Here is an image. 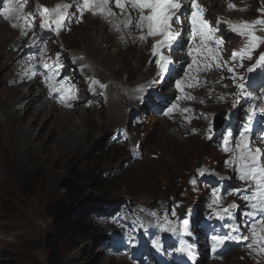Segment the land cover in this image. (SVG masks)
<instances>
[{"label":"rangeland","instance_id":"1","mask_svg":"<svg viewBox=\"0 0 264 264\" xmlns=\"http://www.w3.org/2000/svg\"><path fill=\"white\" fill-rule=\"evenodd\" d=\"M39 1L43 2L44 0ZM260 1L264 2V0H250L252 5L250 14H253V10L258 7ZM214 3L219 9V4ZM85 25L77 28L73 34L63 37L67 47L81 52L86 43V34L88 35L89 31L97 30L96 32L100 34L98 29L101 28L99 27L101 24L92 21L87 22ZM8 38L7 36L4 39L0 38V56L3 46L8 42ZM103 41L104 43L101 42L100 47L103 48L102 50L107 49L108 61L111 65L110 68L103 64L102 66L105 67L99 69L103 76L117 77L121 82L118 88L123 89L139 84L137 82L142 77L143 80L147 79L149 76L148 65L144 62L142 51L141 54L134 49L125 52L120 48V51L116 45L112 44L110 38ZM9 49L10 46L6 45L4 52H9ZM5 65L6 63L0 60V104L3 105L5 104L4 101H7L10 104V109H7V111H16L20 117L13 122L12 128L0 127V264H130L129 259L119 254L118 257H120L121 262L104 257L100 241L105 238L104 236L107 237L106 230L108 228H105V226L110 222L103 218L97 219L99 228L93 226L94 231L87 234L84 241L80 243L62 240L54 242V244L52 242L46 244L48 237L53 232V227L52 220L45 213V207L61 198L63 183L71 180L72 175L84 174V176L100 177L107 181L100 192L91 189L86 191L79 206L76 207L79 211L95 208L100 203L108 200L115 203L127 198L138 203L151 204L153 199H163L165 193L175 192L176 194L178 183H180L178 176L180 175L185 177L186 182L190 180L200 182L199 176L205 171H192L194 164L198 162L197 164H207L212 167L207 159H212L213 163L217 160V154L214 152L215 143L206 144L209 141L202 137L200 128L202 126L200 122L202 121L198 119L199 116H193L191 120L195 122L190 125V119H178L173 114L169 115L172 116V119H168L166 122L177 128L176 131L169 130L171 135L168 133L169 124L167 126L163 125L161 121L156 119L149 123L150 125L145 126L140 135L136 137L141 138V136H144V139H141L142 151L145 153L144 159L142 162L130 165L131 159L127 152L122 149V146L128 143L125 136L123 134L119 136L117 133L110 138L111 130L118 129L117 127L124 125L126 122V118L122 120L119 117V111H125L123 106L121 109V105H116L118 112L116 110L115 116L117 117L114 124L109 123L107 120V108L100 111H71L69 117L72 126L69 125L66 133L74 131V125L79 121L78 117L81 116V112H84L85 117L90 121L88 122L89 126H93L92 133H89L87 140L83 142L82 138L78 141V145L75 144L72 147L71 144H68V141H64L63 125L61 120L58 119L59 114L62 112H58L53 104L50 107L42 105L40 102L33 104L32 99H29L30 97L21 98L20 93H30V96L31 93L32 95L37 94L36 91H40L39 87L36 90L33 87L23 90L21 88H7L3 81L9 75L12 67L6 71ZM145 65L146 69L144 68ZM112 68L113 70L118 68L119 71L112 73ZM104 69L107 71H104ZM173 80L175 81V79H172L171 83H174ZM157 89L154 87V91L158 93ZM167 89L169 87L165 88L166 91H168ZM160 99H155V104ZM22 100H24L23 103H21ZM198 100L191 102L189 105L192 108L202 109V105ZM114 103H119V101ZM134 107H137V104ZM29 109H31L30 114H28ZM220 111L223 110L219 109L214 113L218 114ZM21 117L25 120H21ZM2 118L3 116L0 113V122ZM118 122H120L119 125H116ZM179 122L188 126L189 129L180 126ZM82 124L84 123L82 122ZM101 124L103 125L100 130H96V125ZM127 127L132 129L130 125ZM21 128L32 130V134L28 133L30 141L31 138L33 139L32 145H35L36 136L42 137L38 142V146H34V150L32 148V152L27 151L31 144L27 145L22 140L21 135L19 136L24 132ZM207 130L214 132L211 123ZM51 132L54 133L55 137L53 141H50ZM195 132H198L197 135L192 136L191 134ZM177 134H181L182 138L173 137ZM17 140L20 141V144L13 147V141L17 142ZM40 141L41 143L47 142L46 146L42 148ZM33 152L35 155H32ZM140 153L142 154V152ZM157 156L158 158H156ZM127 162L128 165H126ZM221 164L229 168L226 171L227 176L234 174V171L230 170L232 168L230 160L221 158ZM214 172L217 175L225 173ZM229 179L231 182L235 181V178L230 177ZM163 186L166 187V191L163 190ZM148 221L152 224L151 219H148ZM117 222L132 223L133 220L120 216ZM54 252H57V255H54ZM229 254L231 256L227 258ZM229 254L218 264H228L233 259L240 264H247L246 261L242 262L240 260L238 253L231 252ZM247 258L250 263L254 264L252 256ZM199 262L200 264L209 263L203 258H197L195 263Z\"/></svg>","mask_w":264,"mask_h":264},{"label":"bare ground","instance_id":"2","mask_svg":"<svg viewBox=\"0 0 264 264\" xmlns=\"http://www.w3.org/2000/svg\"><path fill=\"white\" fill-rule=\"evenodd\" d=\"M200 1H203V0H200ZM171 2H172V4H174V5L178 6V7L183 6L181 1H179V0H171ZM191 3H192V1L188 0V6H190ZM210 8H211V10H213V12H212L213 15L215 13L220 12V10H219L220 8L218 9L216 3H214L213 1L210 2ZM0 18H2L1 20H5L1 15H0ZM91 20H93V19H91ZM95 20L99 21L97 19H95ZM120 23H121V20L116 19L114 21L107 22L104 25H99V27H101V28L98 29L100 31V34H98L96 32L97 30L96 31H94V30L89 31V34L88 35L86 34V37H85V42L86 43H85V46H83L84 47L83 50H81V52H77V55H83L85 57V62L89 63L88 65L85 66L86 73L94 75V76L100 78V80L103 83H108L111 79L113 80L112 83L109 86V88L111 89V101L112 102H110L109 105L107 106V112H106L107 120L109 121V123H113V124H114L115 119L117 117V116H115L116 115V110L118 109V108H116V105H118V104L121 105V109H122V106H124L123 109L125 110L124 111L125 113L123 112V110L119 111V113H120L119 117H121L122 120H124L126 118V109L130 107L131 110H132L133 109V104L121 102L122 100L125 99V96L123 94L125 93V91L127 89L118 88L119 85H121V82L118 80L117 77H110V75L103 76L101 74V71H99V69L101 67L102 68L105 67V66L104 67L102 66L103 64H105V65H107L108 67L111 68L110 62L108 61V52L106 51L107 49L106 50L105 49L102 50L103 48L101 49L100 43L101 42L104 43V41H103L104 39L106 40V38H110L112 40V42H113L112 43L113 45H116L119 49L122 48L125 52L129 51L131 49H134V50H137V53L141 54V51H142L145 63H146L147 57L150 54L148 40L145 43V48L142 49V47H138L137 40H136L135 37H131V38H127V37L125 38L124 37V38H122V37H120L119 35L116 34L117 33V28H118ZM0 24H1L0 25V38L4 39L6 36L9 37L8 38V42L5 43V45L3 46V50L1 52L2 54L0 56V57H3V58H0L1 62H5L6 63V65L4 66L5 70L8 71L10 69V67H13V65L16 66V67H21V66L27 65V63L29 62V57H27L25 55V51L21 52V46L26 41V38L23 37V36H18L17 35V31L14 30V29H9L8 26L5 23H0ZM85 24H87V23H83V18H82L80 21L76 22L75 24L69 23L67 25L73 31H75L77 28H80L82 26H86ZM102 28H103V30H102ZM12 40H14V42H12ZM6 45L10 46L9 52H4V49H5ZM35 46L36 45H33V47H31V48H35ZM138 50H140V51H138ZM120 51H121V49H120ZM122 52H120V53H122ZM112 53H113V51H112ZM163 54L172 55V53L170 51H165V52H163ZM156 57H158V60H160V56H158L157 54L153 56V59H156ZM168 58H170V57H168ZM162 61H163V59H162ZM55 62H58L60 64L61 68L68 67L66 70H64L61 73V75L59 76V78L57 80L62 79L65 76V74H74L75 69L79 70L80 68H82V66L80 65V63H81L80 60H78V59L71 60V59L67 58L64 54L60 55V59L55 60ZM31 63L33 64L32 61H31ZM146 65H148L147 71L149 72V76L147 77L146 80L147 81L148 80L151 81V86H153L155 88H158L157 90H158V93L160 94L158 99L163 97L162 99L158 100V102L156 104H160L161 105V110H165L166 112H169V110H170L168 116L165 117V119H163V118L161 119L159 117H155V119L161 121L163 123V125L167 126L168 122H166V120L172 119V116H169V115H172V114H173V116H175V118H178V119L179 118L190 119V125L193 122H195V121L191 120V118H193V116L197 115V116H199L198 119L202 121V122H200V123H202V126L200 127L201 128L202 137H203V139L206 138L210 142L211 139H213V138L214 139H218L220 137V135H221V134L218 133L219 129H217L218 131L217 130H213L215 133L210 131V130H207L209 125H210V123H211V121H212V115L209 114V112L211 110H215V108H218L220 106H226V107H228L230 109L231 108L234 109L233 113L230 114V119L231 118L232 119H236L237 118L239 112L237 110V105L234 104V106H233V104H232L233 100L232 99L231 100L226 99L223 102V104H220V103L214 104L211 101V98L207 97L208 101L205 104L201 103L200 100H198L200 102V104L202 105V109L194 106L195 108L190 107L189 110L184 109L183 110L184 113L182 111L177 112L176 111V109L178 108L177 106H172V108H168L171 105H174L176 103H180V105H179L180 107H183L184 105L187 104L186 108H189V104H191V102H194L195 100H197L199 98L196 96V97H194L193 100L187 101L185 98L181 99V98H178V97L174 96V94L177 91V89L179 87H182V86L185 85V81L178 80V83L174 84V83H171L172 79H174L173 78L174 76H170L171 78H166L164 80V82L166 83L165 87L164 86H159L158 85L159 83L157 82V80L160 77H158V79L156 81H154L157 78V75H158L156 67L152 63L146 64ZM117 70H118V68H115V70H113V68H112V73L117 71ZM174 70H175V74L174 75H181V73L183 71V65L181 63L176 64ZM104 71H107V70L104 69ZM103 74H104V72H103ZM41 76H42V74H38V79ZM139 76H140V74H139ZM183 79H184V77H183ZM146 80H143V77L141 78V80L139 79L140 82H144ZM187 80L190 81V82H195V74H190L187 77ZM139 81L138 82L136 81V82L139 83ZM122 82H124V81H122ZM63 84L66 87H68V88H70V86L72 84H74L78 88L81 87L80 82L77 81L74 78H72L70 81H65ZM32 87L35 88V90L39 87L37 81H35L32 84ZM166 87H169V89H167L168 91L165 90ZM39 88H40L39 94H35V95L31 94V96H30V95L25 94V93L24 94L20 93V96H21L22 99H26L27 97H30L29 99H32V103L33 104L38 103V102L41 103L40 99H42L43 95L46 93V88L44 86H41ZM209 88L212 89V87H209ZM144 89H147V86ZM172 92H173V94H172ZM221 94H222L223 97H230V95L227 94V93H221ZM116 101H119V103H114ZM155 101L156 100L154 99V101H153L154 104H155ZM23 102H24V100L21 101V103H23ZM4 103L5 104H3V105L0 104V113L3 116L2 121L0 122V127L1 128H3V127L4 128H8V127L12 128L13 122H15L16 118L18 119L20 116H18L16 111H7V109H10V104L7 101H4ZM70 103L76 105L75 108H73L72 111H74V110L78 111V102H76L74 100H71ZM52 104L55 107L54 102L51 99H48L44 103H42V105H46V106H49V107ZM145 104H148V103H145ZM49 111H51V110H49ZM30 112H31V109H29V113L28 114H30ZM60 112H62V113L59 114L60 116L58 117V119L61 120V124L63 125L62 134L64 135V141H68V144H71L72 147L75 146V144L78 145V141H80L82 138H83V142H85L87 140V138H88L89 133L92 131V127H93V126L92 127L89 126L88 122H90V121H88V119L85 117V113L81 112L82 113L81 116L78 117L79 121L76 122L75 125H74V131L66 133V131L69 128V125H71V122H70L71 118L69 117L71 115V113H70L71 111L67 112V111L60 110ZM117 112H118V110H117ZM158 113H160V111H158ZM45 114H46V112H45ZM253 114H258L257 118L259 116V120L260 119H264V113L260 114V112L258 111V112H255ZM21 120H25V119L23 117H21ZM82 122L84 124H82ZM119 123L120 122L116 123V125H119ZM32 124H34V122H32ZM103 124L105 125V123H103ZM103 124L96 125V130H100V128L102 127ZM179 125L189 129L188 126H185V125H183L180 122H179ZM121 127H122V125L117 127V128L119 129ZM171 128H173V129H171ZM176 129L177 128L172 125L168 129L169 135H171L169 130L176 131ZM21 130H23L24 132L19 134V136L21 135L22 140L27 145L31 144L29 146V149L27 148V151L29 150L30 152H32V148L34 150L35 149L34 146H38V142H39V140L42 137L36 136L35 140H34L35 145H32L33 139L31 138V141H32L31 142L30 139H29V136H28V133L32 134V130L31 129H24V128H21ZM196 133H198V132H195V133H193L191 135L193 136ZM173 137H179L180 139L182 138L181 134H177V136H173ZM232 137H233V135H231L230 133H228L226 135L225 144L227 146H230L232 144ZM54 139H55L54 133L51 132L50 133V141H53ZM20 140H21V138H20ZM13 142H14L13 143V147H15L17 144H20L19 140H17L18 143L16 141H13ZM40 143H41V141H40ZM46 143L47 142L41 143V147L43 148L44 146H46ZM213 143H215V145H216V141H214ZM32 155H35L34 152L32 153ZM156 158H158V156ZM212 175L214 177L215 176H222V175H219V174L217 175L215 172ZM223 175L227 176V172L223 173ZM238 176H239L238 173L234 172L233 175H228V178H230V177L233 178V179L235 178L234 180L237 181L238 180ZM204 179H207V175H206L205 172L201 173L200 176H199L200 182L202 180H204ZM242 186H243V188L241 189V191H239L235 195V198H236V200L238 202V212H242V214L249 221H254V223H252L251 226H250V228H251V232L250 233L253 236L258 238L257 243H256V250L260 251V252L258 253V255L256 257H257V259H259V255H262L261 251H264V225H261V223H264V199H263L264 194L261 195V194L257 193L255 191L256 187L254 185L252 187H249L246 182H243ZM255 194H258V197H255ZM174 223L177 226L179 225V221L178 220H176V222H174ZM208 228H212V230L215 231L216 229H219V226L216 225L215 223H213V224H210V223L204 224L202 226L201 232L199 234V238L196 239V240L193 237H191L188 234V232L183 233V236H184L183 239H184L185 243L182 244L181 246L185 250V255H184V257H182V255H179L178 259L173 261V262H170V261L166 260V258L171 254V253H169L166 250V245H164V246L156 245V243H155L156 236H155L154 240L149 242L148 246L145 247L143 249V251L144 252H148L150 247L153 250H155V254H153V256L155 257V258H153L155 264H200V262L199 263H195L197 258L198 259L203 258L204 260H207L209 262L208 264L221 263L224 260L223 258L226 255H228L229 253H231V252L225 253L228 244H224V246L214 247V248H213V246H214V244H213L212 247H210V244H209V242H208V240L206 238V230ZM188 231H192V228H188ZM210 234H212V233L210 232ZM212 238L215 239L214 236H212ZM128 254H130V253L128 252ZM119 255L123 256L121 252L119 253ZM145 255H146V253H145ZM229 256H231V255L229 254L227 256V258H229ZM250 256L251 255H248L247 257H250ZM118 258H120V257H118ZM122 263H124V262H122ZM228 264H240V263L236 262L233 259Z\"/></svg>","mask_w":264,"mask_h":264},{"label":"trees","instance_id":"3","mask_svg":"<svg viewBox=\"0 0 264 264\" xmlns=\"http://www.w3.org/2000/svg\"><path fill=\"white\" fill-rule=\"evenodd\" d=\"M72 176L71 180L63 183L61 198L45 207V213L52 220L53 227V232L48 237L46 244L49 242L54 244V242L62 240L80 243L84 241L87 234L94 231L90 214L101 209L104 203L84 211H79L76 207L79 206L88 189L100 192L107 181L100 177L84 176V174ZM163 190L166 191L165 186H163ZM167 195L169 193H165L164 196L167 197ZM52 247L54 248V245ZM54 255H57V252H54Z\"/></svg>","mask_w":264,"mask_h":264}]
</instances>
